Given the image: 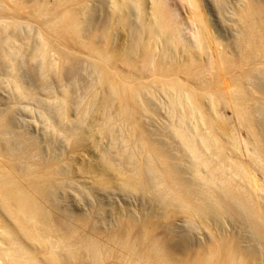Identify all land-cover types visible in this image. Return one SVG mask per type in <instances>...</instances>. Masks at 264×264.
<instances>
[{
  "label": "bare ground",
  "instance_id": "bare-ground-1",
  "mask_svg": "<svg viewBox=\"0 0 264 264\" xmlns=\"http://www.w3.org/2000/svg\"><path fill=\"white\" fill-rule=\"evenodd\" d=\"M18 1L0 0V69L12 63L6 75L18 95L26 98L29 93L15 75L11 25L24 7L39 24L41 42L34 57L40 56L45 66L67 63L72 57L69 51L90 59L104 93L103 116L90 126L106 137L115 134L116 126L126 129L125 145L117 148V155L110 148L104 151L98 170H93L97 186L149 193L157 203L213 226L220 236L177 256L169 237H159L144 218L99 236L81 233L76 223L56 215L49 205L56 198L55 189L70 174V161L62 155H45L25 132H15L10 110L4 109L0 110V264H264V132L258 133L250 105L264 101V0H241L236 12L241 30L230 49L212 35L199 0H186L193 7L192 42L165 0H111L112 21L95 27H89L90 0H36L29 7ZM118 40L121 44L113 46ZM162 95L172 114V122L161 131L164 136L143 122L147 113L157 114L155 103ZM203 99L210 102L208 109ZM63 102L56 108L59 120L51 127L74 141L85 139L84 122L63 129L67 98ZM222 102L232 107L247 131L244 147L235 128L221 123ZM187 110L191 121L200 114L215 144L196 123L188 127ZM181 111L184 114L179 115ZM165 137L172 142L166 145ZM78 223L85 226L88 220ZM222 223L230 228L240 223L250 234L244 239L240 228L234 232L240 234H234L236 240ZM247 241L255 245L243 246Z\"/></svg>",
  "mask_w": 264,
  "mask_h": 264
},
{
  "label": "rangeland",
  "instance_id": "rangeland-1",
  "mask_svg": "<svg viewBox=\"0 0 264 264\" xmlns=\"http://www.w3.org/2000/svg\"><path fill=\"white\" fill-rule=\"evenodd\" d=\"M34 1L36 0H19L18 2L25 3L29 7ZM165 2L172 11L173 19L176 20L178 25H181L185 38L188 37L187 40L192 42V33L195 29L192 5L186 0H165ZM199 2L203 14L208 20L212 35L221 42L223 41L222 44L229 47V49L235 48L234 40L241 30L236 16L241 0H199ZM86 4L89 5L88 12L91 17L89 27L100 26L106 20L108 22L112 21L110 15V12H112L110 10L112 9L111 0H90ZM148 7H150L149 4ZM21 11V13H18L15 23L11 25V31L14 35L13 46L16 49V56L14 57L15 75L29 94L26 98L18 95L15 86L6 75V71L7 73L10 72L12 63L6 64L3 66L4 69H0V110H10L8 117L13 123L14 131L18 133L25 132L27 138L38 143L45 155H62V159L70 161L67 162L70 165L68 168L70 174L65 180L61 179L65 182L55 189L54 196L56 198L51 202L53 205L49 204L54 213L64 216L70 221L72 220L71 222L76 223L75 226L81 233L98 236L116 230L130 220L137 222L142 218L148 219L159 237H169L171 246L175 248L177 256L182 255L181 251L183 250H196L207 245L214 239L215 235L220 236L216 228H212L213 226L209 228L198 218L191 220V216L180 212L177 207L157 203L149 193L129 192L119 185V187L108 189L97 186V174L94 171L99 168L102 153L107 152L110 148L111 154L113 156L117 155V150L125 145L126 129L116 126L113 130L115 134L106 137L95 130L96 127L90 126L94 122H100L103 116L101 99L104 96L103 90L98 86L97 74L91 65L90 59L84 54L69 51L72 57L67 63H59L58 61L51 68L45 66V61L40 56L34 57V50L41 42L39 24L28 17L27 12L30 9L22 7ZM8 22L11 24V20ZM110 33L114 35L115 31L110 29ZM113 35L110 36L111 41H115ZM120 41H116L113 46L121 44ZM201 58L207 60L206 56H201ZM54 59H57V57L55 56ZM261 73L264 75V69H261ZM256 81L253 82L254 85H256ZM64 98H67L68 106L63 129H71L70 127L77 124V122H84L83 127L88 132V135H84L86 136L85 139L74 141L69 138L70 134L56 133L51 127L53 122L57 123L59 120L56 108L64 105ZM257 98L261 100L262 96L257 95ZM159 99L155 103L157 114L147 113L143 117L147 121L143 120V122L150 129L157 131L158 135L164 136L161 131L172 122V114L163 105L168 99L163 95ZM188 103L190 102L188 101ZM203 103L208 109L210 106L208 99H203ZM99 104L101 107L98 106ZM224 104L222 102L218 107V113L224 121L221 123H223L224 128H235L234 133L238 142L240 146L242 144V147H244V143L248 139L247 131L239 125L232 107ZM250 105L253 107L252 114L257 123L258 133L261 135L264 132V101L254 100ZM258 110H260V113L257 112ZM189 111L185 112L188 127L191 129L194 125H199L197 127L201 129L202 133H200L205 134L211 144H215L209 129L201 122L200 114H198V122L196 119L191 121V110ZM182 114H184V111L179 113V115ZM52 119L53 121H51ZM175 119L176 117L173 121ZM91 130L94 133H90ZM217 132L222 139L226 140V136L220 130ZM113 138L115 139L113 140ZM164 139L165 144L172 142L166 137ZM207 153L210 154V152ZM241 158L245 162L249 161V158L245 155H242ZM256 179L260 184L263 177L259 173ZM236 180L238 179L236 178ZM154 191L157 192V190ZM81 218H86L88 224L84 226L78 223ZM222 225L224 229L228 230L227 235L230 234V231L233 232L231 235L236 240L238 238L234 236V232H241L240 228L244 232V234L241 233L244 239L250 234L248 231L245 232L246 227H240V223L235 224V227L239 230L233 227L234 225L231 228L226 223H222ZM232 227L235 229L232 230ZM235 235L240 237V234ZM242 245L254 246L255 244L247 241L242 242Z\"/></svg>",
  "mask_w": 264,
  "mask_h": 264
}]
</instances>
